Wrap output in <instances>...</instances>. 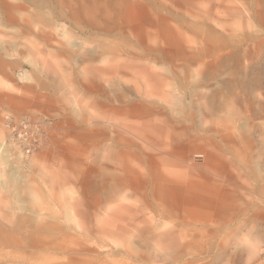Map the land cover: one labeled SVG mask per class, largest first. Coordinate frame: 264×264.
<instances>
[{"label": "rangeland", "instance_id": "1", "mask_svg": "<svg viewBox=\"0 0 264 264\" xmlns=\"http://www.w3.org/2000/svg\"><path fill=\"white\" fill-rule=\"evenodd\" d=\"M0 1V264H264V0Z\"/></svg>", "mask_w": 264, "mask_h": 264}, {"label": "built area", "instance_id": "2", "mask_svg": "<svg viewBox=\"0 0 264 264\" xmlns=\"http://www.w3.org/2000/svg\"><path fill=\"white\" fill-rule=\"evenodd\" d=\"M6 130L5 142L14 152L21 156H28L38 150L46 140L47 119L31 116H6L3 121Z\"/></svg>", "mask_w": 264, "mask_h": 264}, {"label": "bare ground", "instance_id": "3", "mask_svg": "<svg viewBox=\"0 0 264 264\" xmlns=\"http://www.w3.org/2000/svg\"><path fill=\"white\" fill-rule=\"evenodd\" d=\"M0 2H2V1H0ZM13 232H12V230H8L5 227L0 225V239H1V243L3 245H5L7 247L10 245H13V246L16 245L19 247H23V246L26 247L29 244V243H22V242L17 241L14 238Z\"/></svg>", "mask_w": 264, "mask_h": 264}, {"label": "crops", "instance_id": "4", "mask_svg": "<svg viewBox=\"0 0 264 264\" xmlns=\"http://www.w3.org/2000/svg\"><path fill=\"white\" fill-rule=\"evenodd\" d=\"M110 32H107V34H109ZM112 68V66L110 65L109 67H108V69H111Z\"/></svg>", "mask_w": 264, "mask_h": 264}]
</instances>
